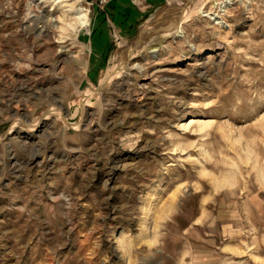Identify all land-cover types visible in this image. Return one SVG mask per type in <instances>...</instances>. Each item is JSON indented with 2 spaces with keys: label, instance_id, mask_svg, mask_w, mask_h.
Returning <instances> with one entry per match:
<instances>
[{
  "label": "rangeland",
  "instance_id": "rangeland-1",
  "mask_svg": "<svg viewBox=\"0 0 264 264\" xmlns=\"http://www.w3.org/2000/svg\"><path fill=\"white\" fill-rule=\"evenodd\" d=\"M0 264H264V0H0Z\"/></svg>",
  "mask_w": 264,
  "mask_h": 264
},
{
  "label": "bare ground",
  "instance_id": "bare-ground-1",
  "mask_svg": "<svg viewBox=\"0 0 264 264\" xmlns=\"http://www.w3.org/2000/svg\"><path fill=\"white\" fill-rule=\"evenodd\" d=\"M79 14V13H78ZM207 14V13H206ZM208 15V14H207ZM78 18H79V21H80V24L81 25H83V26H85L86 24H87V19H86V15H85V13H80L79 15H78ZM87 27V26H86ZM173 29V28H172ZM172 29H171V31H172ZM174 30V29H173ZM147 32V31H146ZM146 35V34H145ZM145 41V40H144ZM141 43V42H140ZM134 46V45H133ZM136 46V45H135ZM139 46V45H138ZM145 47V46H144ZM134 48V47H133ZM137 48V47H136ZM125 51H124V53H125V55L128 57V59L126 58V59H124V58H122V56H120L119 57V61H121V59H123L122 60V64H123V67L125 66V65H127L128 63H130L131 62V60H132V58L134 57H132L131 56V50H132V48L131 47H129V46H127V47H124L123 48ZM128 49V50H127ZM134 50V49H133ZM135 51V50H134ZM123 53V54H124ZM138 56V55H137ZM131 59V60H130ZM126 60V61H125ZM136 66L137 67H139V70L140 71H144V70H146L145 69V66H143V65H140L139 63H137L136 64ZM129 67V66H128ZM135 69V68H134ZM38 70H40V68H37V67H35V71H38ZM155 72V71H154ZM154 72H153V74H154ZM119 73V71H118V67L116 66L114 69H113V71L111 72H109L103 79H102V85H103V87L104 86H106L108 83H110L112 80H113V78L114 77H116L117 76V74ZM151 75V74H150ZM143 76H145V75H143ZM31 78V77H30ZM22 80V79H21ZM28 82V81H27ZM25 84V83H24ZM28 84V83H27ZM21 86V85H20ZM26 87L28 88L29 86L28 85H26ZM102 87V86H101ZM23 88V87H22ZM100 89H102V88H100ZM100 89H96V90H91V91H88V92H86V93H83L84 95H83V99H82V103H84L85 102V100L86 99H84V96L87 94L88 96H91L93 93H95V92H97V91H100ZM86 95V96H87ZM34 97H36V96H34ZM87 98V97H86ZM86 105V104H85ZM83 107H84V105H83ZM50 112V111H49ZM48 115H51V114H48ZM49 117V116H48ZM47 118V117H46ZM45 119V117L44 118H41L40 120H44ZM39 123H40V121H39Z\"/></svg>",
  "mask_w": 264,
  "mask_h": 264
},
{
  "label": "crops",
  "instance_id": "crops-1",
  "mask_svg": "<svg viewBox=\"0 0 264 264\" xmlns=\"http://www.w3.org/2000/svg\"><path fill=\"white\" fill-rule=\"evenodd\" d=\"M149 2H151V0L150 1L147 0V3H149ZM12 167H13L12 165H9L8 166V169H10L8 172L11 171V168ZM37 168H39V167L37 166ZM40 171H42V170H40ZM43 175L44 174H42L41 177L37 176L36 177V180L34 182L35 184H31V187H29L31 189V194L29 196H27V193L24 194V193H22V191H18V190L22 189V186H20L19 183L14 182V180L8 182V186H6V188H9V189L10 188H13L15 190L14 191L13 200L14 199H17L18 204H22V203L23 204H27V203H30L31 199H33V201L35 202V201H37L39 199L38 198V183H40V182H46V178L43 177ZM46 184L43 185V188L46 187ZM33 188H35V192L34 193L32 192V189ZM36 189H37V191H36ZM21 224H22V221H21Z\"/></svg>",
  "mask_w": 264,
  "mask_h": 264
},
{
  "label": "built area",
  "instance_id": "built-area-1",
  "mask_svg": "<svg viewBox=\"0 0 264 264\" xmlns=\"http://www.w3.org/2000/svg\"><path fill=\"white\" fill-rule=\"evenodd\" d=\"M97 2H98V4L100 3V4H102V3H107L108 1H110V0H96Z\"/></svg>",
  "mask_w": 264,
  "mask_h": 264
}]
</instances>
